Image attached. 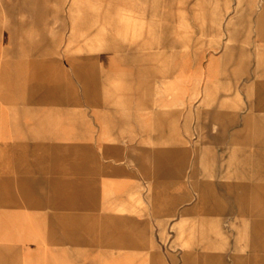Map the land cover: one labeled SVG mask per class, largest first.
I'll return each mask as SVG.
<instances>
[{
    "label": "rangeland",
    "instance_id": "374dc122",
    "mask_svg": "<svg viewBox=\"0 0 264 264\" xmlns=\"http://www.w3.org/2000/svg\"><path fill=\"white\" fill-rule=\"evenodd\" d=\"M258 5L262 0H0V95L24 101L18 174L25 185H55L24 189V213L48 195L58 213H80L81 183H89L90 203L101 164L104 176L130 172L133 211L163 216L156 222L169 261L182 255L184 264H255L257 240L264 247ZM13 60L32 65L16 73ZM112 108L134 124L119 125L115 140L103 124ZM98 132L115 155L96 157ZM181 198L170 217L167 203Z\"/></svg>",
    "mask_w": 264,
    "mask_h": 264
},
{
    "label": "crops",
    "instance_id": "0c3cea01",
    "mask_svg": "<svg viewBox=\"0 0 264 264\" xmlns=\"http://www.w3.org/2000/svg\"><path fill=\"white\" fill-rule=\"evenodd\" d=\"M261 27L264 31V0L256 10L257 42ZM262 45H264V32H262ZM13 61L17 65L16 73L19 71L22 73L24 65H32L31 60ZM213 63L212 59L208 62L209 77L214 73ZM23 87L21 85V92ZM12 90L13 88L8 91ZM11 93L9 92L8 97ZM8 97L0 95V188L4 190L2 199L6 202L3 205L0 204L2 206L0 208V264H184L182 255L176 256V260L169 261L167 250L163 251L161 248L157 222H163V216L152 212L137 214L132 210L131 206L134 202H130L128 194L134 190L135 181L130 172L127 176H121L110 173L108 170V174L104 176V166L96 164L97 178H100V181H96L95 191H92L95 197L90 203L88 202L89 183L83 181L81 188L84 190L82 191L84 195L81 198L80 213L72 215L70 211L64 212L65 209L63 213H58L57 209H60L57 205L60 204L48 195L42 197L46 199L43 201L38 196V203L34 201L30 208L32 212L25 214L24 189H50L55 185L40 179L31 180L30 186L25 185L23 176H19L23 170L20 165L18 166L16 158L23 155V144L20 142L22 143L23 140L24 101H12ZM20 102L21 106H19ZM129 119L120 120L115 109L111 111L110 116L106 117L103 124L110 126L109 135L112 140L116 138L114 134L118 133L119 125L133 124ZM100 135L98 132L96 157L115 155L114 144L110 147L106 144L104 148L105 142ZM81 139L82 155L87 156V134H83ZM38 140L37 137L36 141ZM18 146L21 148L18 149ZM109 149L112 152L111 150L109 152ZM81 169L84 173L87 172V166ZM90 188L94 186L90 184ZM175 188V194H183L181 184L176 185ZM8 190H16V192L13 194ZM62 202L63 205L66 203L65 200ZM178 203L182 204V198L177 199L176 204L167 203L169 207L166 210H169L170 217L176 215L174 210ZM24 215L30 218L28 219V221L31 220L30 223L24 224ZM178 220L177 217L176 222ZM162 224L160 223V226ZM256 247L255 264H264V247L260 250L259 240ZM192 252H195L194 247ZM192 264H195L194 258Z\"/></svg>",
    "mask_w": 264,
    "mask_h": 264
}]
</instances>
